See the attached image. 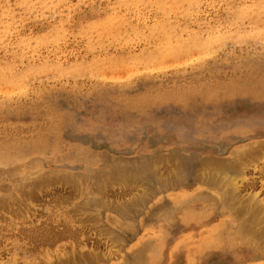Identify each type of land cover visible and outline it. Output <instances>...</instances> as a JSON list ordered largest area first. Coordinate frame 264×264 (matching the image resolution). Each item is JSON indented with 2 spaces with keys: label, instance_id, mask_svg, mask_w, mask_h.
I'll return each instance as SVG.
<instances>
[{
  "label": "rangeland",
  "instance_id": "1",
  "mask_svg": "<svg viewBox=\"0 0 264 264\" xmlns=\"http://www.w3.org/2000/svg\"><path fill=\"white\" fill-rule=\"evenodd\" d=\"M260 112L264 0H0V264H264Z\"/></svg>",
  "mask_w": 264,
  "mask_h": 264
},
{
  "label": "bare ground",
  "instance_id": "2",
  "mask_svg": "<svg viewBox=\"0 0 264 264\" xmlns=\"http://www.w3.org/2000/svg\"><path fill=\"white\" fill-rule=\"evenodd\" d=\"M192 2V1H191ZM167 3V2H166ZM156 4V3H155ZM133 5V4H132ZM139 5V4H138ZM193 6V5H192ZM133 7H134V5H133ZM197 7V6H196ZM137 13V12H136ZM138 15H139V13H138ZM137 16V15H136ZM50 33H51V31H50ZM49 34V33H48ZM50 35V34H49ZM89 43V42H88ZM218 48V47H217ZM47 49V48H46ZM218 51V50H217ZM60 52V51H59ZM212 52H214V51H212ZM58 53V52H57ZM207 54V53H206ZM213 54V53H212ZM191 56V55H190ZM202 56V55H201ZM200 58V57H199ZM190 59V58H189ZM188 60V59H187ZM186 60V61H187ZM191 60V59H190ZM196 60V59H195ZM200 60V59H199ZM185 61V60H184ZM189 62V61H188ZM191 62V61H190ZM100 63V62H99ZM142 63V62H141ZM176 64V63H175ZM172 65V64H171ZM178 65V64H177ZM186 65V64H185ZM162 67V66H161ZM93 68V67H92ZM165 68H167V67H165ZM149 69V68H148ZM143 72V71H142ZM139 73V72H138ZM139 74H141V73H139ZM205 78V77H204ZM117 79V78H116ZM25 128V127H24ZM10 132V131H9ZM166 134V133H165ZM183 137H185L183 134H181L180 135V138H177V139H179V140H176V139H172V141L169 139V140H167L168 142L167 143H169L170 141H171V145L172 146H179L180 148H182V149H185L186 147H188V148H190V149H192V150H194L193 152H195V151H198V150H196L195 149V147H197V146H201V143L200 142H197L196 140H192L191 142H189L190 144L188 145L187 143H185V139L183 138ZM24 140V139H23ZM255 141H257V140H255ZM148 142L151 144V141H149L148 140ZM246 143L247 142H252V139L249 141H245ZM159 143V142H158ZM165 144H167L166 142H164ZM242 143V142H241ZM258 144V141L257 142H255V144ZM249 144V143H248ZM263 144V145H262ZM261 144V149L264 147V143H262ZM156 145V144H155ZM188 145V146H187ZM204 144H203V148H201L200 149V151L201 150H204V149H208V148H204ZM210 146V148L208 149V150H211V151H214V149L216 150V151H218L219 150V145H217V144H213V145H209ZM235 146H238V145H235ZM263 146V147H262ZM236 149V148H235ZM239 149V148H238ZM242 149H243V147H242ZM259 149V148H258ZM232 150L234 151V148H232ZM247 150V149H246ZM263 150V149H262ZM220 151V150H219ZM232 151V152H233ZM238 151V150H237ZM239 151H241V150H239ZM238 151V152H239ZM250 151H251V149H250ZM255 152H256V150H255ZM173 153V152H172ZM171 153V155L172 156H170V154L169 155H167L166 154V156L165 155H162V157L160 156V154L159 153H156V154H151V156L150 157H144V158H140V160L138 161V163L137 164H133L132 162L134 161H132L131 160V162H128L129 161V159H127V162H126V159H125V162L124 161H122V160H120V159H117V158H115V160H106L107 162H104V161H102V163H104V165H103V168H102V172H103V174H105L107 177H114V178H117L118 176V174L119 173H121V172H125V174L128 172L129 173V178H133V177H135L136 175H138V174H141L142 172H146V170H155V172L158 174V167H155V165L161 160V159H164L165 157L167 158V160H168V156H170V157H177L178 158V156H176V154L175 153H173L172 154ZM163 154V153H162ZM198 154V153H197ZM243 154V153H242ZM194 155H195V153H194ZM239 155V154H238ZM237 155V156H238ZM241 155V154H240ZM248 155V154H247ZM165 156V157H164ZM261 156H263L262 154H261ZM207 157V156H206ZM211 157V156H210ZM241 157H242V155H241ZM132 158V157H131ZM130 158V159H131ZM137 158V157H136ZM201 158H203V157H200L199 159H201ZM205 158V157H204ZM201 159L202 161L199 163L200 165H201V167H209V166H213L216 170H215V172L216 171H226L227 170V168H226V164L225 163H223V162H221V161H214L215 159L214 158H212V159H208V158H206V159ZM250 158V157H249ZM257 158V157H256ZM260 158V157H259ZM114 159V158H113ZM175 159V158H174ZM214 159V160H213ZM227 159V158H226ZM176 160V159H175ZM174 160V161H175ZM224 160V159H223ZM233 160V159H232ZM182 161V160H181ZM184 161V160H183ZM241 162H242V160H241ZM240 162V163H241ZM227 163H228V161H227ZM184 164H185V162H184ZM239 164V163H238ZM237 164V165H238ZM158 165V164H157ZM174 167V166H173ZM177 167V166H176ZM187 167V166H186ZM191 169H192V167H191ZM195 169V168H194ZM201 169V168H200ZM224 169H226V170H224ZM185 170V169H184ZM164 171V170H163ZM162 171V172H163ZM179 172H181L180 170H178ZM194 171V170H193ZM197 171V170H196ZM200 171H202V170H200ZM243 171V170H242ZM100 172V171H99ZM161 172V173H162ZM188 172V171H187ZM10 173V172H9ZM43 173V172H42ZM56 173V172H55ZM81 173V172H80ZM198 173V172H197ZM196 173V175H198ZM205 173V172H204ZM60 174V173H59ZM180 174V173H179ZM178 174V175H179ZM183 174V173H182ZM225 174V173H224ZM56 175V174H55ZM127 175V174H126ZM155 174H153V176H154ZM170 175V174H169ZM195 175V176H196ZM212 175V174H211ZM220 175H222V174H220ZM18 176V175H17ZM31 176V175H30ZM29 176V177H30ZM166 176V175H165ZM180 176V175H179ZM182 176V175H181ZM208 175H206V177H207ZM32 177V176H31ZM46 177V176H45ZM52 177V176H51ZM120 177V176H119ZM118 177V178H119ZM124 177H125V175H124ZM127 177V176H126ZM47 178V177H46ZM45 178V179H46ZM71 178V177H70ZM149 178V177H148ZM155 178V177H154ZM166 178H168L169 179V177H166ZM170 178H171V180H173L174 181V179H172V177L170 176ZM174 178V177H173ZM181 178V177H180ZM44 179V180H45ZM96 179V178H95ZM156 179H157V176H156ZM159 179V178H158ZM157 179V180H158ZM198 179V178H197ZM207 179V178H206ZM39 180V179H38ZM161 180L162 179H160V182H161ZM212 180V179H211ZM226 180V179H225ZM30 181V180H29ZM36 181V180H35ZM65 181V180H64ZM70 181V180H69ZM95 181H97V180H95ZM112 180H110V182H111ZM230 181V180H229ZM233 181V180H232ZM16 182V181H15ZM60 182V181H59ZM98 182V181H97ZM100 182V181H99ZM98 182V183H99ZM109 182V181H108ZM137 182V181H136ZM164 182V181H163ZM166 182H167V180H166ZM215 182H217L216 180H215ZM215 182H213V183H215ZM67 183H68V181H67ZM233 183V182H232ZM231 183V184H232ZM2 184H3V182H2ZM5 184V183H4ZM35 184V183H34ZM33 184V185H34ZM159 184V183H158ZM228 184V183H227ZM32 185V186H33ZM36 185V187H37V184H35ZM78 185V184H77ZM96 185V184H95ZM102 185V184H101ZM6 186V185H5ZM43 186V185H42ZM66 186V185H65ZM98 186V185H97ZM99 186H100V184H99ZM231 186V185H230ZM1 187V186H0ZM72 187V186H71ZM93 187V186H92ZM100 187H102V186H100ZM108 187V186H107ZM3 188H6V187H3V185H2V187L0 188V189H3ZM30 188V187H29ZM98 188V187H97ZM23 189V188H22ZM26 189H24V191H25ZM34 190H36L35 188H34ZM132 190V189H131ZM88 191V190H87ZM117 191V190H116ZM128 191V190H127ZM55 192V191H54ZM225 192V191H224ZM101 193V192H100ZM99 193V194H100ZM16 194V193H15ZM21 194V193H20ZM29 195V194H28ZM136 195V194H135ZM56 196V195H55ZM57 196H59L58 194H57ZM87 196V195H86ZM107 196V195H106ZM17 197V196H16ZM31 197V196H30ZM69 197H70V195H69ZM24 198V197H23ZM58 198V197H57ZM22 199V198H21ZM97 199V198H96ZM98 199H100V197L98 198ZM1 200V199H0ZM65 200V199H64ZM113 200V199H112ZM5 201V200H4ZM242 201V200H241ZM1 202H3V201H0V203ZM10 202V201H9ZM20 202V201H19ZM132 202V201H131ZM5 203V202H4ZM4 203H1V204H4ZM22 203H24V202H22ZM110 204V203H109ZM6 206V205H5ZM4 206V207H5ZM11 207V206H10ZM3 208V207H2ZM6 209V208H5ZM12 209V208H11ZM9 210V209H8ZM23 210V209H22ZM121 210V209H120ZM18 213V212H17ZM96 214V213H95ZM5 217V216H4ZM67 217V216H66ZM97 217V216H96ZM244 217V216H243ZM261 219V218H260ZM241 220V219H240ZM62 221V220H61ZM257 221V220H256ZM261 221V220H260ZM242 222V221H241ZM252 222V221H251ZM251 222H250V224H251ZM262 222V221H261ZM57 223V222H56ZM248 223V222H247ZM264 223V222H263ZM50 224V223H49ZM245 224V223H244ZM254 224V223H253ZM262 224V223H261ZM43 225V224H42ZM47 225V224H46ZM66 226V225H65ZM253 225L251 224V228H249V229H247V230H250V231H248V232H250L251 233V236L250 237H260V236H262V238H263V235H264V227H261V228H258L257 229V227L256 228H254V227H252ZM255 226V225H254ZM260 226V225H259ZM35 227V226H34ZM55 227V226H54ZM57 227V226H56ZM62 227V226H61ZM101 227V226H100ZM250 227V226H249ZM248 228V227H247ZM22 229V228H21ZM41 229H43V228H41ZM55 229V228H54ZM53 228H52V230H54ZM65 229V228H64ZM245 229V228H244ZM59 231H60V229H58ZM63 230V229H62ZM69 230H71V229H69ZM68 230V231H69ZM29 231V230H28ZM67 231V230H66ZM72 231V230H71ZM40 232V231H39ZM43 233H44V231H42ZM62 232V231H61ZM80 232V231H79ZM262 232H263V234H262ZM37 233V232H36ZM59 233V232H58ZM34 234H35V232H34ZM38 234H40V233H38ZM67 234V233H66ZM112 234V233H111ZM110 234V235H111ZM24 235V234H23ZM50 236V235H49ZM54 236V235H53ZM68 236H70V235H68ZM79 237V236H78ZM31 238V237H30ZM39 238V237H38ZM45 238V237H44ZM59 238V237H58ZM71 238V237H70ZM260 240V239H259ZM44 241V240H43ZM78 241H79V239H78ZM51 242H53V241H51ZM101 242V241H100ZM259 242H261V241H259ZM38 243V242H37ZM45 243V242H44ZM75 243H76V241H75ZM33 244V243H32ZM31 244V245H32ZM100 244V243H99ZM103 244V243H102ZM122 244V243H121ZM260 244V243H259ZM43 245V244H42ZM37 247V246H36ZM66 250H67V248H66ZM85 253V252H84ZM97 253H98V250H97ZM86 254V253H85ZM95 254V253H94ZM89 255V254H88ZM59 256V255H58ZM156 256V255H155ZM57 257V256H56ZM156 257H158V256H156ZM60 258V257H59ZM81 259V258H80ZM64 260V259H63ZM72 260V259H71ZM68 261V260H67ZM77 263H78V261H77Z\"/></svg>",
  "mask_w": 264,
  "mask_h": 264
},
{
  "label": "crops",
  "instance_id": "3",
  "mask_svg": "<svg viewBox=\"0 0 264 264\" xmlns=\"http://www.w3.org/2000/svg\"><path fill=\"white\" fill-rule=\"evenodd\" d=\"M261 115H263L261 112L259 113V118H250L247 121H245L243 123V125L241 126V128L239 129L238 132H241L242 135H246V134H258V136H256L255 139H253L252 141H262L264 140V117H262ZM261 133V135H260ZM212 145V144H211ZM193 150H191L190 152H192ZM197 153V152H196ZM202 153V152H200ZM211 154H217V153H212ZM210 153H204L206 155L210 154Z\"/></svg>",
  "mask_w": 264,
  "mask_h": 264
}]
</instances>
